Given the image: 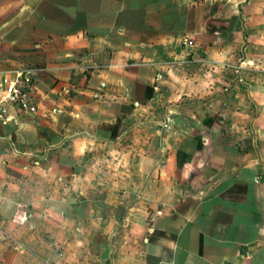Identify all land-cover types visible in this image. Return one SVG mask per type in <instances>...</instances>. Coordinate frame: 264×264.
Segmentation results:
<instances>
[{
    "label": "crops",
    "instance_id": "obj_1",
    "mask_svg": "<svg viewBox=\"0 0 264 264\" xmlns=\"http://www.w3.org/2000/svg\"><path fill=\"white\" fill-rule=\"evenodd\" d=\"M0 264H264V0H0Z\"/></svg>",
    "mask_w": 264,
    "mask_h": 264
},
{
    "label": "built area",
    "instance_id": "obj_2",
    "mask_svg": "<svg viewBox=\"0 0 264 264\" xmlns=\"http://www.w3.org/2000/svg\"><path fill=\"white\" fill-rule=\"evenodd\" d=\"M29 82L21 74L17 81L5 88L0 95V107L4 105L17 106L21 111L34 113L36 107L32 103Z\"/></svg>",
    "mask_w": 264,
    "mask_h": 264
}]
</instances>
